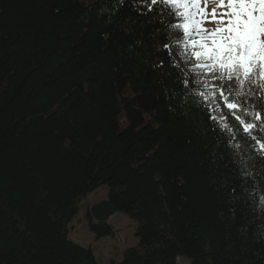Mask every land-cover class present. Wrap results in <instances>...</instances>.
I'll return each mask as SVG.
<instances>
[{"label":"trees","instance_id":"obj_1","mask_svg":"<svg viewBox=\"0 0 264 264\" xmlns=\"http://www.w3.org/2000/svg\"><path fill=\"white\" fill-rule=\"evenodd\" d=\"M177 24L184 3L0 0V264H99L69 227L103 185L95 237L137 221L108 264H264V79L241 72L210 119Z\"/></svg>","mask_w":264,"mask_h":264},{"label":"snow or ice","instance_id":"obj_2","mask_svg":"<svg viewBox=\"0 0 264 264\" xmlns=\"http://www.w3.org/2000/svg\"><path fill=\"white\" fill-rule=\"evenodd\" d=\"M148 2L154 5L176 6L186 3V0H148ZM226 2L231 11L227 14L225 27L210 33L213 37L210 47L201 43L199 47L202 51L193 52L197 62H193L192 71L196 74L203 73L206 79L201 81L194 75L183 81L186 88H197L203 84L205 91L196 95L201 97V106L214 121L216 117L211 115L212 110L209 106L217 95L223 102L227 99L226 92L231 95L238 84L242 85L244 80L241 79V72L250 84L254 70L264 73V0H226ZM221 3H224V0H221ZM167 11L173 18L183 19L180 9L173 11V8L169 7ZM176 27H187V25L177 24ZM218 33L221 35L219 41L215 39ZM192 45L195 48L196 42L192 41ZM236 107L237 105L231 103L225 105L226 110ZM229 119L236 122L238 118L229 111ZM234 147L238 148L239 145ZM261 148H264V144Z\"/></svg>","mask_w":264,"mask_h":264},{"label":"rangeland","instance_id":"obj_3","mask_svg":"<svg viewBox=\"0 0 264 264\" xmlns=\"http://www.w3.org/2000/svg\"><path fill=\"white\" fill-rule=\"evenodd\" d=\"M186 2L189 8V32L192 39L197 44L204 43L210 47L213 39L210 33L212 30L225 27L227 14L231 11L230 6L227 5L226 0L224 3H221V0H186ZM197 3L199 13L195 10ZM216 37L217 41L221 39L219 33ZM107 194L108 187L103 185L82 198L79 211L69 227V237L82 246L91 247L99 264H108L112 259H121L122 252L136 242L137 221L121 211L115 212L108 219V222L114 226V235L96 238L92 233L86 211L92 203L105 199ZM177 264H190V260L180 256L177 258Z\"/></svg>","mask_w":264,"mask_h":264}]
</instances>
